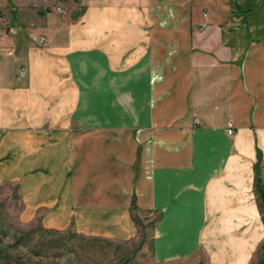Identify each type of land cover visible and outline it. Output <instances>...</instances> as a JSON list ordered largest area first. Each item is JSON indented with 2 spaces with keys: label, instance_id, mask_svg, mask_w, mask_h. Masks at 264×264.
<instances>
[{
  "label": "crops",
  "instance_id": "crops-1",
  "mask_svg": "<svg viewBox=\"0 0 264 264\" xmlns=\"http://www.w3.org/2000/svg\"><path fill=\"white\" fill-rule=\"evenodd\" d=\"M0 37V182L20 185L42 225L136 238L135 201L158 215V261L207 247L214 263L249 264L264 0H0ZM247 217L233 246L208 247L209 222Z\"/></svg>",
  "mask_w": 264,
  "mask_h": 264
},
{
  "label": "rangeland",
  "instance_id": "rangeland-1",
  "mask_svg": "<svg viewBox=\"0 0 264 264\" xmlns=\"http://www.w3.org/2000/svg\"><path fill=\"white\" fill-rule=\"evenodd\" d=\"M1 38V37H0ZM137 206V205H136ZM20 194L16 182H0V264H217L209 250L201 248L190 258L158 261L153 255L152 233L157 221L156 212L133 208L139 223L136 238L121 240L79 233L73 226L67 229L49 228L40 223V215H33V209ZM262 229L261 240L250 254L249 264L256 261V252L264 242V210L259 208ZM38 215V216H37ZM251 217L243 224L209 222L203 239L209 248L230 242L231 231L253 229ZM221 222L225 221L219 217Z\"/></svg>",
  "mask_w": 264,
  "mask_h": 264
},
{
  "label": "trees",
  "instance_id": "trees-1",
  "mask_svg": "<svg viewBox=\"0 0 264 264\" xmlns=\"http://www.w3.org/2000/svg\"><path fill=\"white\" fill-rule=\"evenodd\" d=\"M255 190L258 195L260 208L264 210V180L258 166H256ZM133 208H137L135 201H133ZM252 264H264V242L259 246L256 252V261H253Z\"/></svg>",
  "mask_w": 264,
  "mask_h": 264
},
{
  "label": "built area",
  "instance_id": "built-area-1",
  "mask_svg": "<svg viewBox=\"0 0 264 264\" xmlns=\"http://www.w3.org/2000/svg\"><path fill=\"white\" fill-rule=\"evenodd\" d=\"M56 10L58 11V12H63V8L61 7V6H57L56 7ZM205 15H207L206 13H205ZM204 26H206V23H203L202 24V27H204ZM46 40V36H44V35H42V36H40V38H39V41H41V42H43V41H45ZM23 71H24V69H23ZM196 122H199V120L198 119H196ZM234 122L232 121V120H230L229 122H228V125H227V132L230 134V135H233L234 134Z\"/></svg>",
  "mask_w": 264,
  "mask_h": 264
}]
</instances>
